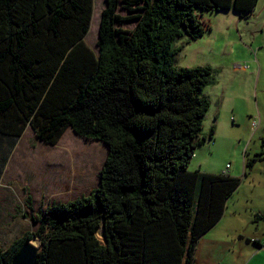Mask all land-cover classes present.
Listing matches in <instances>:
<instances>
[{"label":"trees","instance_id":"16d2710c","mask_svg":"<svg viewBox=\"0 0 264 264\" xmlns=\"http://www.w3.org/2000/svg\"><path fill=\"white\" fill-rule=\"evenodd\" d=\"M106 3L97 54L86 43L95 0H0L2 166L29 127L46 144L71 128L108 147L99 186L39 214L38 231L0 250V264L34 240L37 264H197L199 241L241 185L190 170L214 77L211 67L179 68L177 44L204 36L201 14L248 17L259 0ZM120 4L136 15H119ZM131 20L134 30L117 27Z\"/></svg>","mask_w":264,"mask_h":264},{"label":"rangeland","instance_id":"374dc122","mask_svg":"<svg viewBox=\"0 0 264 264\" xmlns=\"http://www.w3.org/2000/svg\"><path fill=\"white\" fill-rule=\"evenodd\" d=\"M106 7V0H95L93 14L95 24L93 26L92 19L91 29L86 38L87 45L97 54L100 23ZM118 14L122 17L136 15L126 10L123 4L119 5ZM200 18L210 25V31L196 42L187 43L188 39L185 38L177 44L178 47L184 46V50L177 57V66L179 68L210 66L213 69L215 84L206 90L212 104L205 115L201 131L202 134H208L212 127L216 130L219 125H225V121L235 120L234 115L228 117V113L231 112L229 109L231 100L243 101L239 98L247 88L236 91L227 89L224 84L226 65L243 56L244 50H248L250 46L257 51L259 41L264 39V0H259L255 12L248 17L234 11H221L206 12L204 15L201 14ZM136 23V20H131L119 23L117 27L124 31H132ZM255 41L258 43L254 44ZM219 114L223 115L222 124H218ZM244 140L252 146L246 153L248 156L257 148L256 143L260 139L251 137ZM239 142L238 137L236 141L224 140L222 154H216L212 158H208L210 146L207 144L205 148L195 153L191 170H198L195 168L200 166L206 169L207 163H210L213 172L222 170L220 168L226 167L230 157L235 158L240 151ZM39 143L44 144L29 127L3 166L7 153L6 149L0 148V250H5L27 233H36L40 224L35 218L39 214L42 216L48 207L88 195L100 184V172L108 155L106 144L86 140L69 128L58 145L45 143V149L41 150L44 156L39 155L38 160H35L36 164H33L30 160L37 154L33 148ZM99 238L102 240L101 235ZM31 244L41 250L39 240H34ZM238 251H241V247H238ZM252 257L249 253H239L235 258H238V264H244Z\"/></svg>","mask_w":264,"mask_h":264},{"label":"crops","instance_id":"0c3cea01","mask_svg":"<svg viewBox=\"0 0 264 264\" xmlns=\"http://www.w3.org/2000/svg\"><path fill=\"white\" fill-rule=\"evenodd\" d=\"M209 31L210 25L207 24L205 33ZM259 42L257 51L250 46L248 50H244L243 56L226 65L224 83L226 88L236 89V91L247 88L239 98L243 99L242 102L234 100L229 102L231 112L228 113V117L234 115L235 120L225 121V125H219L216 130L212 127L215 131L213 138L209 137V132L203 133L201 139L206 138V140L195 151L197 153L209 144L210 155L208 153L207 155L208 158H212L216 154H222L224 140L236 141L238 137L240 141L238 146L240 151L235 158L230 157L226 167L220 168L222 170L213 172L210 163L205 165L206 169H203V166L195 168L204 173H226L241 179L239 189L227 202L221 221L199 241L195 251L197 264H238V258L235 257L239 253H249L253 256L244 264H264V218L260 219L264 216V39ZM257 43L258 41L254 42V44ZM214 84L215 82L212 85ZM207 88L203 94L210 100L206 93ZM210 103L212 104L211 100ZM222 117L223 115L219 114L218 124H222ZM251 137L261 141H257V148L247 156L246 153L252 146L248 145V141L244 139ZM44 144L39 143L33 148L37 154L30 160L31 163L36 164L35 160H38V156H44L41 151L45 149ZM252 161V167L248 168L247 164ZM255 240H258V243ZM238 247H241V251H238Z\"/></svg>","mask_w":264,"mask_h":264},{"label":"water","instance_id":"95a60500","mask_svg":"<svg viewBox=\"0 0 264 264\" xmlns=\"http://www.w3.org/2000/svg\"><path fill=\"white\" fill-rule=\"evenodd\" d=\"M104 238V228L99 233ZM40 250L33 246L31 242L26 243L19 253L14 257L11 264H37L38 254Z\"/></svg>","mask_w":264,"mask_h":264},{"label":"built area","instance_id":"2783aa9c","mask_svg":"<svg viewBox=\"0 0 264 264\" xmlns=\"http://www.w3.org/2000/svg\"><path fill=\"white\" fill-rule=\"evenodd\" d=\"M226 174V173H225ZM255 242H257L258 243V240H255ZM263 246H264V242H263Z\"/></svg>","mask_w":264,"mask_h":264},{"label":"bare ground","instance_id":"6f19581e","mask_svg":"<svg viewBox=\"0 0 264 264\" xmlns=\"http://www.w3.org/2000/svg\"><path fill=\"white\" fill-rule=\"evenodd\" d=\"M95 22H94V19H93V26H94Z\"/></svg>","mask_w":264,"mask_h":264}]
</instances>
